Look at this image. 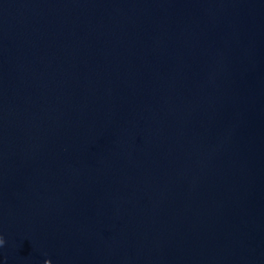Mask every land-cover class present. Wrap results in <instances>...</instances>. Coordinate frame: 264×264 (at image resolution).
I'll return each instance as SVG.
<instances>
[{
  "label": "water",
  "instance_id": "1",
  "mask_svg": "<svg viewBox=\"0 0 264 264\" xmlns=\"http://www.w3.org/2000/svg\"><path fill=\"white\" fill-rule=\"evenodd\" d=\"M0 264H264V0H0Z\"/></svg>",
  "mask_w": 264,
  "mask_h": 264
},
{
  "label": "clouds",
  "instance_id": "2",
  "mask_svg": "<svg viewBox=\"0 0 264 264\" xmlns=\"http://www.w3.org/2000/svg\"><path fill=\"white\" fill-rule=\"evenodd\" d=\"M4 244V239L2 236H0V245H3Z\"/></svg>",
  "mask_w": 264,
  "mask_h": 264
}]
</instances>
